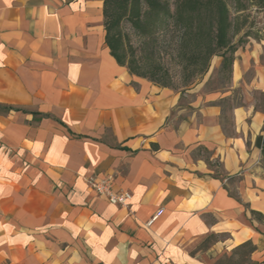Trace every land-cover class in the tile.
Segmentation results:
<instances>
[{
    "label": "crops",
    "instance_id": "obj_1",
    "mask_svg": "<svg viewBox=\"0 0 264 264\" xmlns=\"http://www.w3.org/2000/svg\"><path fill=\"white\" fill-rule=\"evenodd\" d=\"M104 1L0 0V264H211L249 240L258 253L264 44L236 57L227 91L184 103L117 63ZM108 175L129 209L86 182Z\"/></svg>",
    "mask_w": 264,
    "mask_h": 264
},
{
    "label": "trees",
    "instance_id": "obj_2",
    "mask_svg": "<svg viewBox=\"0 0 264 264\" xmlns=\"http://www.w3.org/2000/svg\"><path fill=\"white\" fill-rule=\"evenodd\" d=\"M104 17L106 28V44L120 66L126 67L131 75L147 79L159 87H169V81H161L157 75L136 69L127 63V53L124 48L125 39L121 32L124 21L131 23L133 29L141 36L152 37L162 28L173 26L183 32V37L196 36L201 43L193 52L190 65L198 66L208 63L214 56L222 58L220 73L225 79H231L235 61V48L230 36L232 24L229 9L225 0H105ZM160 23V26L158 24ZM181 58H188L186 42L179 44ZM203 66V67H204ZM195 67V68H196ZM189 66L186 67V71ZM198 73V74H197ZM194 76V75H193ZM256 147L262 152L264 161V134L258 136ZM252 218L264 225V214L252 212ZM220 236L212 235L192 254L208 250L219 242ZM257 246L252 240L246 241L230 252L224 253L212 264H264L255 262L252 255Z\"/></svg>",
    "mask_w": 264,
    "mask_h": 264
},
{
    "label": "rangeland",
    "instance_id": "obj_3",
    "mask_svg": "<svg viewBox=\"0 0 264 264\" xmlns=\"http://www.w3.org/2000/svg\"><path fill=\"white\" fill-rule=\"evenodd\" d=\"M169 1L173 3L175 0ZM225 1L232 24L230 36L235 48L236 59L242 53L252 52L258 44H264V0ZM162 26L152 37H146L139 35L130 22L122 23L121 32L125 39L124 48L127 53V63L148 75H157L161 81H169L168 88L179 92L184 103L190 101L197 94L225 92L232 86L233 76L227 81L224 74L220 73L222 58L219 56H214L205 66L200 64L198 66L199 74L197 73L198 75L195 76L197 67L190 65L189 61L201 40L196 36L183 37V32L173 26L166 27V24L163 23ZM184 41L187 45L186 54L189 56L187 59L181 58L179 51V44ZM262 64L264 65V55ZM188 66L189 69L186 71ZM243 98L244 94L241 90L234 91L232 98L226 102V107L232 109L235 105L242 104ZM252 99L264 109L263 93H254ZM237 183V178H234L229 189L230 194L234 197H237L239 193ZM256 223L258 222L252 218L250 224L252 230L257 232L260 237L261 249L256 253L259 249L257 247L256 254L254 253L252 256L255 255V257L264 260V225L258 223L259 226H257ZM253 259L255 258L253 257ZM210 262L213 263V261Z\"/></svg>",
    "mask_w": 264,
    "mask_h": 264
},
{
    "label": "built area",
    "instance_id": "obj_4",
    "mask_svg": "<svg viewBox=\"0 0 264 264\" xmlns=\"http://www.w3.org/2000/svg\"><path fill=\"white\" fill-rule=\"evenodd\" d=\"M86 182L99 197L105 199L110 204L123 209H129L133 196L131 192L115 186L114 176L108 175L103 178L89 177L86 179ZM163 212V209L159 210L148 225H152Z\"/></svg>",
    "mask_w": 264,
    "mask_h": 264
}]
</instances>
